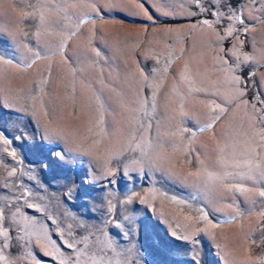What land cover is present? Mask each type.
<instances>
[{"label":"rangeland","instance_id":"rangeland-1","mask_svg":"<svg viewBox=\"0 0 264 264\" xmlns=\"http://www.w3.org/2000/svg\"><path fill=\"white\" fill-rule=\"evenodd\" d=\"M261 192L264 0H0V264H264Z\"/></svg>","mask_w":264,"mask_h":264},{"label":"snow or ice","instance_id":"snow-or-ice-1","mask_svg":"<svg viewBox=\"0 0 264 264\" xmlns=\"http://www.w3.org/2000/svg\"><path fill=\"white\" fill-rule=\"evenodd\" d=\"M261 196H264V192L260 193ZM61 247L65 248L66 254L69 259H73V253H72V244L64 245L63 242H61Z\"/></svg>","mask_w":264,"mask_h":264}]
</instances>
